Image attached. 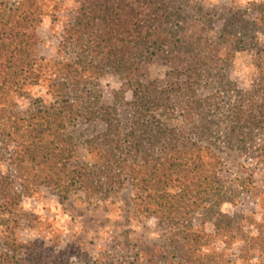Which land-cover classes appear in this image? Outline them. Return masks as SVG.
I'll return each mask as SVG.
<instances>
[{
  "label": "rangeland",
  "instance_id": "obj_1",
  "mask_svg": "<svg viewBox=\"0 0 264 264\" xmlns=\"http://www.w3.org/2000/svg\"><path fill=\"white\" fill-rule=\"evenodd\" d=\"M176 1L181 19L175 20L179 34L174 39L199 37L203 45L213 44L224 23L237 20L230 26L228 64L196 70L199 78L188 84L181 68L171 69L162 59L160 42L170 38L171 19L157 0H0V44H6L0 49V107L11 103L24 111L29 102L51 100L33 84V75L44 71L40 58L98 61V48L83 51L73 40L65 49L59 45L64 27L80 11L89 21L90 4L98 14L110 6L108 22L91 30L90 40H99L131 8L128 31L119 32L118 39L130 42L135 58L138 42L146 43L136 59L142 60L138 84L107 73L89 80L86 105L69 128L73 160L92 163L97 151L87 141L104 130L97 116L87 118L89 104L92 112L107 110L123 132L136 119L142 125L160 122L166 138L195 145L192 151L180 146L168 154L172 164L153 167L146 185L138 154L131 157L142 172L136 183L127 181L125 170L121 186L103 184L89 201L80 190L61 198L45 187L22 197L6 218L17 219L19 243L36 242L33 256L39 264H264V0ZM28 54L32 67L22 62ZM146 57L149 62H143ZM135 97L157 98L159 104L144 108ZM140 136L157 158L160 146L149 148L153 137ZM12 147L0 134V177H13ZM99 176L105 181L104 174ZM14 190L19 191L17 184Z\"/></svg>",
  "mask_w": 264,
  "mask_h": 264
},
{
  "label": "trees",
  "instance_id": "obj_2",
  "mask_svg": "<svg viewBox=\"0 0 264 264\" xmlns=\"http://www.w3.org/2000/svg\"><path fill=\"white\" fill-rule=\"evenodd\" d=\"M157 1L165 4L163 0ZM175 1H166L164 6L166 12L164 16L171 19L169 21L171 33L169 39L165 37L160 42L162 59L169 64L171 69L181 68L184 75L182 82L188 84L189 80L199 78L200 75L196 70L207 72L216 67L218 63L228 64L232 52L228 46L232 31L230 26H234L232 22L237 20L232 19L229 20L230 22L224 23L213 44L203 45L199 37L197 39L189 37L174 39L178 29V23L175 20L180 18L179 7L177 8V5L180 4ZM88 9L89 14H92L91 20L89 19L91 22L87 20L85 11H80L77 18L64 27L62 41L59 45L65 49L73 40L76 44L85 47L83 51L98 48L95 52L100 54L98 61L93 64V61L86 62L83 58L77 59L76 63L53 57L49 60L44 57L40 58L41 63L45 61L42 67L44 71H38L36 75H33V84L38 85L41 90H46V94L51 96V100L40 99V103L37 104L36 101L29 102L24 111H19L11 103L7 107H0V134L7 142V147L13 146L8 163L14 172L12 178L8 175L0 177V245L2 248L0 264H31V260L39 264V257L33 256L36 242L19 243L13 225L16 224L17 219L12 221V219L6 218V215L14 211L20 204L22 197L28 199L37 192V189L45 187L52 189L61 198L67 197L72 191L80 190L83 192V199L89 201L93 195L99 192L98 190L103 184L109 187L121 186L124 181L122 173L125 170H129L130 175L127 181L130 180L132 183H136L137 174L144 171L147 176L140 179L146 185L152 178L153 167L172 164V159L166 158L168 154L173 153L180 146L186 152L192 151L195 147L194 144L189 145L186 142H181L179 145L176 139L166 138V131L160 122H155V125L152 122L142 125L136 119L132 126L123 132L118 124L111 123L107 110L100 113L99 110L102 108L99 107L92 112V107L89 104L86 109L87 118L97 116L101 122L103 121L104 130L87 141L90 150L97 151L96 156L91 157L92 161L90 162L92 163L81 164L73 160L75 146L73 137H70L69 128L74 125L80 115L79 110L81 111L82 106L86 105L83 101L84 97L90 94L85 89L86 84L91 78L98 80L106 73L126 80L129 85L131 82L138 84L136 73L140 70L138 64L142 63V60L136 59L146 44L138 42V55L135 58L130 53L132 51L130 42H126L125 37L118 39L119 32L121 35L124 30L126 33L128 31L127 25L130 23L128 17L131 8L123 12L121 20H119L120 23L112 24L110 31L104 32L102 38L98 40L95 37L90 40L92 28L97 29L105 21L108 22L107 18L112 16L113 11L107 5L103 6L101 14H98L96 5L90 4ZM113 19L114 17L111 18V21ZM243 25H246V22L241 25V28ZM177 33L179 34V31ZM85 35L88 39H83ZM1 43L0 49L5 50L6 44ZM162 46H166V49H163ZM199 49L205 50V52L201 54L198 52ZM30 58L31 55L28 54L22 61L23 64L32 67L33 59ZM146 60L149 62L148 57L143 62ZM137 102L144 107L149 102L157 103L158 100L155 98L147 101L140 98ZM139 131L140 134H138ZM141 134L153 137L150 140L149 148L155 145L160 146L157 158H154L148 148L142 144ZM150 141L147 140L148 143ZM138 154L143 158L142 172L136 169L138 166L136 161L131 160L133 155ZM113 169L117 173H111ZM100 173L105 175V181H102ZM14 184L18 185V192L14 190ZM156 184H160V180ZM30 247L33 248L30 249Z\"/></svg>",
  "mask_w": 264,
  "mask_h": 264
}]
</instances>
